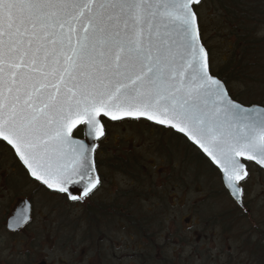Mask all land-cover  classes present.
<instances>
[{
    "label": "water",
    "instance_id": "water-1",
    "mask_svg": "<svg viewBox=\"0 0 264 264\" xmlns=\"http://www.w3.org/2000/svg\"><path fill=\"white\" fill-rule=\"evenodd\" d=\"M201 1L0 0V139L49 167L52 189L82 192L100 118L145 119L187 137L241 205L245 163L264 170V106L210 74Z\"/></svg>",
    "mask_w": 264,
    "mask_h": 264
},
{
    "label": "flooded vegetation",
    "instance_id": "flooded-vegetation-1",
    "mask_svg": "<svg viewBox=\"0 0 264 264\" xmlns=\"http://www.w3.org/2000/svg\"><path fill=\"white\" fill-rule=\"evenodd\" d=\"M100 121L91 181L82 192L68 191L65 180L52 189L49 167L37 164L31 171L0 139V264H10L9 256L23 264H211L224 259L223 212L210 210L203 217L195 210V153L212 167L202 153L172 128L144 119ZM69 135L84 139L83 124ZM178 211L193 214L178 222Z\"/></svg>",
    "mask_w": 264,
    "mask_h": 264
},
{
    "label": "rangeland",
    "instance_id": "rangeland-1",
    "mask_svg": "<svg viewBox=\"0 0 264 264\" xmlns=\"http://www.w3.org/2000/svg\"><path fill=\"white\" fill-rule=\"evenodd\" d=\"M214 4L215 8L213 6ZM195 12L199 21L201 38L205 47L208 49L209 69L214 74H218L224 63L228 61L233 46V39L228 37L226 32V24L229 25L228 19L220 14V7L217 5V0H204L201 4L196 6ZM220 74L227 80V87L230 93L241 101L242 96H239V91L241 89L240 86L237 85L235 77H229L228 79V76L225 74ZM244 104L250 103L245 102ZM126 138L128 140V138L131 137L126 136ZM146 155L149 156V153L146 152ZM195 155L193 158L194 189L192 190L194 191V199L197 201L195 203V210L196 212L198 211L199 214H203V217H206L207 212L210 210L215 213L221 210L226 226L225 257L224 259L210 263L248 264L246 259L251 254L253 244H257L256 246L261 249L264 247V172L259 174L257 172L258 169L254 165H247L248 175L241 184L244 192L242 198L244 208L239 207V211L237 210L238 206L224 190L217 172L203 160L197 163ZM197 190H201L202 193L204 191L203 197L201 196V192L196 193ZM207 194H212L215 197L206 199L208 196ZM220 194H223L224 199L220 197L218 201V195ZM210 200L213 201L207 202ZM189 214L193 213L180 211L174 213L178 222L181 221L183 216L185 217ZM234 221L237 222V230L233 228ZM14 258L15 259H12L9 256V258L6 259L7 263L23 264V260H19L17 257ZM204 262L206 264L205 260ZM197 263L199 262L197 261Z\"/></svg>",
    "mask_w": 264,
    "mask_h": 264
},
{
    "label": "trees",
    "instance_id": "trees-1",
    "mask_svg": "<svg viewBox=\"0 0 264 264\" xmlns=\"http://www.w3.org/2000/svg\"><path fill=\"white\" fill-rule=\"evenodd\" d=\"M217 5L220 14L228 19L227 36L233 39L230 57L220 73L237 80L242 96L238 102L264 106V0H217ZM220 73L216 76L225 80ZM195 157L197 163L202 160L201 155ZM256 245L246 259L248 264H264V255L260 257L264 250Z\"/></svg>",
    "mask_w": 264,
    "mask_h": 264
},
{
    "label": "bare ground",
    "instance_id": "bare-ground-1",
    "mask_svg": "<svg viewBox=\"0 0 264 264\" xmlns=\"http://www.w3.org/2000/svg\"><path fill=\"white\" fill-rule=\"evenodd\" d=\"M262 250H264V247L262 248ZM263 255H264V251L262 253H260V257H263Z\"/></svg>",
    "mask_w": 264,
    "mask_h": 264
}]
</instances>
